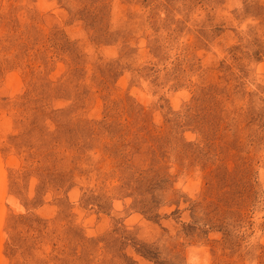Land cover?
<instances>
[{
    "label": "rangeland",
    "instance_id": "rangeland-1",
    "mask_svg": "<svg viewBox=\"0 0 264 264\" xmlns=\"http://www.w3.org/2000/svg\"><path fill=\"white\" fill-rule=\"evenodd\" d=\"M0 264H264V0H0Z\"/></svg>",
    "mask_w": 264,
    "mask_h": 264
}]
</instances>
